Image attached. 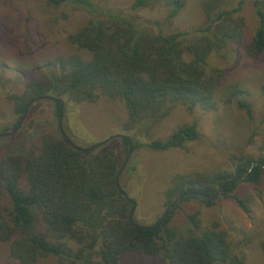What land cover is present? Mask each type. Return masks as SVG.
Instances as JSON below:
<instances>
[{"label":"trees","instance_id":"trees-1","mask_svg":"<svg viewBox=\"0 0 264 264\" xmlns=\"http://www.w3.org/2000/svg\"><path fill=\"white\" fill-rule=\"evenodd\" d=\"M45 1L56 5L72 1L88 9L85 21L68 38L89 56L71 51L47 61L42 79L25 83L18 94H7L13 99L14 113L19 118L30 99L46 94L42 98L52 99L56 113L68 100L118 98L125 108L127 133L118 136V147L110 142L111 147L86 149L58 125L56 132L33 138L24 151L0 157V241L8 242L11 256L18 264H36L47 256L62 264H120L121 256L132 251L148 255L149 264H244L245 255L231 246L215 221L204 224L196 211L188 212L181 228L170 222V212L156 226L158 217L143 224L130 215L132 203L120 192V167L129 145L126 134L131 150L136 145L154 150L184 148L198 137L195 121L180 124L163 137L151 136V128L177 103L187 108L215 106L223 69L208 63L207 57L212 50L226 56L223 50L242 37V1L222 8V0H206L200 24L168 31L162 30L160 21L136 12L148 0H133L126 10L93 0ZM167 4L163 23L178 13L183 1ZM252 4L257 24L244 51L256 57L264 53V1L252 0ZM259 89L264 98V81ZM243 90L229 83L221 100L234 102L252 117ZM260 116L264 122V102ZM140 131L146 140L139 139ZM261 169L264 155L238 160L232 169L174 177L164 191V211L187 191L213 195L223 182L221 195L233 196L247 211L246 201L233 192L239 181L259 183ZM191 196L207 205L217 198L185 194L182 200Z\"/></svg>","mask_w":264,"mask_h":264},{"label":"rangeland","instance_id":"rangeland-1","mask_svg":"<svg viewBox=\"0 0 264 264\" xmlns=\"http://www.w3.org/2000/svg\"><path fill=\"white\" fill-rule=\"evenodd\" d=\"M132 1L93 0L98 5L125 10ZM167 1L148 0L136 12L160 21L163 31L201 23L206 0H182L183 6L178 13L163 23L169 8ZM238 1H242V37L221 51L226 56L212 50L207 57L208 63L223 69L214 94L215 106L187 108L177 103L151 128V136L163 137L174 127L195 121L198 137L188 141L184 148L154 150L136 145L121 168L122 188L136 202L132 212L135 221L150 224L166 209L164 191L174 177L232 169L238 160L264 155V122L260 121L264 98L259 89L264 81V53L255 57L244 51V44L257 24V15L252 0H222L220 7H233ZM88 12L83 4L72 1L56 5L45 0H0V132L19 119L8 93L18 94L25 83L42 79V74L47 73V61L58 55L77 51L89 56L68 38V34L85 21ZM229 83L244 88L252 117L246 116L234 102L221 100ZM66 102L61 109V123L69 138L87 147L104 139L108 140L100 146L121 144L116 134L127 131L123 125L125 108L120 99L99 96L93 101ZM57 114L51 98L41 97L29 102L18 130L0 137V157L6 152L24 151L41 132H56ZM139 135V139L146 138L143 131ZM258 182L239 181L234 189L233 193L246 201L247 211L230 195H219L210 205L191 196L175 205L170 222L183 228L186 213L196 211L201 223H217L231 246L245 255L244 264H264V247L261 246L264 240V169H261ZM0 264H18L10 254L7 241H0ZM36 264L62 263L57 257L47 256ZM120 264H149V256L125 252Z\"/></svg>","mask_w":264,"mask_h":264},{"label":"water","instance_id":"water-1","mask_svg":"<svg viewBox=\"0 0 264 264\" xmlns=\"http://www.w3.org/2000/svg\"><path fill=\"white\" fill-rule=\"evenodd\" d=\"M42 97H48V95L46 94V95H42ZM33 99H30L29 101H28V103L29 102H31ZM27 103V104H28ZM24 114H25V111L21 114V116L19 117L20 119L17 121V123L15 124V125H11V126H9V127H7L5 130H3V131H1L0 132V137L1 136H6L7 134H10V133H12V132H16L17 130H18V128L20 127V125H21V123H22V120H23V116H24ZM58 120H59V122H58V125H59V128H60V131L62 132V133H64V130H63V127H62V123H61V121H62V117H61V104H60V106H59V108H58ZM117 136H122V135H125V134H116ZM113 135H111L110 137H112ZM126 137H127V139H128V141H129V145H128V149H127V153L125 154V156H124V158H123V161H122V163H121V167H120V169L122 168V166L124 165V163H125V161H126V159L128 158V156H129V154H130V152H131V142H130V135H128V134H126ZM106 140H108V139H104V140H101V141H99V142H97V143H94L93 145H90V146H88V147H86V149H88V148H91V147H95V146H97V145H99V144H102L104 141H106ZM82 150H85V148H82ZM252 162H257L256 160H253ZM260 165L262 166V164L260 163ZM224 182L222 183V185H221V187L213 194V195H208V193H206V192H204V191H197V190H190V191H187L186 193H184V194H182V195H180L173 203H171L170 205H169V207L167 208V210L166 211H164V212H162L159 216H158V219H157V223L155 224V225H153V226H156L157 224H160L161 223V221L163 220V218L167 215V214H169L172 210H173V208L175 207V205L176 204H178L181 200H182V198H183V196L185 195V194H198V195H206V196H208V197H210V198H212V199H214V198H216V197H218L219 195H221V193H222V188H223V186H224ZM120 192H121V194H122V196L126 199V200H128V201H130L131 203H132V208H131V210L129 211V213H130V215L132 214V212H133V210L135 209V206H136V202L126 193V191H124L122 188H120ZM130 215H129V218H130Z\"/></svg>","mask_w":264,"mask_h":264}]
</instances>
